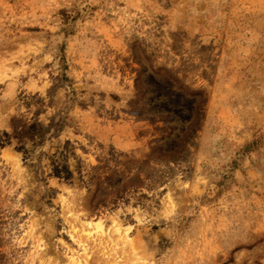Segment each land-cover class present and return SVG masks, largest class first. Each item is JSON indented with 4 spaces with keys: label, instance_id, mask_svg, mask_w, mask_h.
I'll list each match as a JSON object with an SVG mask.
<instances>
[{
    "label": "rangeland",
    "instance_id": "374dc122",
    "mask_svg": "<svg viewBox=\"0 0 264 264\" xmlns=\"http://www.w3.org/2000/svg\"><path fill=\"white\" fill-rule=\"evenodd\" d=\"M0 264H264V0H0Z\"/></svg>",
    "mask_w": 264,
    "mask_h": 264
}]
</instances>
